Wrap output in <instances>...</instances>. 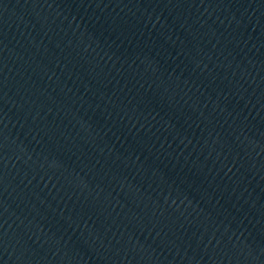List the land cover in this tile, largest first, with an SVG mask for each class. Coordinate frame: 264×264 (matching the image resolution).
Segmentation results:
<instances>
[{
  "label": "water",
  "instance_id": "1",
  "mask_svg": "<svg viewBox=\"0 0 264 264\" xmlns=\"http://www.w3.org/2000/svg\"><path fill=\"white\" fill-rule=\"evenodd\" d=\"M0 264H264V0H0Z\"/></svg>",
  "mask_w": 264,
  "mask_h": 264
}]
</instances>
